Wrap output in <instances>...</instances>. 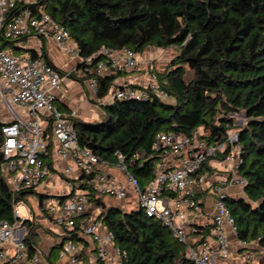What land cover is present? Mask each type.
Segmentation results:
<instances>
[{
  "label": "trees",
  "instance_id": "16d2710c",
  "mask_svg": "<svg viewBox=\"0 0 264 264\" xmlns=\"http://www.w3.org/2000/svg\"><path fill=\"white\" fill-rule=\"evenodd\" d=\"M38 6L69 30L81 57H92L94 65L103 58L99 54L103 48L129 47L138 54L149 47L178 50L164 71L150 68L169 100L154 93L145 100H115L102 107L104 117L99 121L75 118L79 145L90 148L108 165L116 164L119 152L145 189L153 179L155 160L150 156L159 133L190 136L202 130V137L223 143L230 129L239 130L242 163L238 173L248 180L244 189L248 200L230 196L226 203L236 220L238 239L264 248V0H39L31 5ZM9 42L2 40L1 48ZM41 50L47 58L45 48ZM188 70L193 72L190 80ZM123 72L96 75V97H107ZM241 113L245 124L237 125L235 115ZM2 127L0 120V221L14 223V204L35 190L13 192L5 174ZM222 158L220 154L216 160ZM94 178L90 174L77 183L70 179L73 192L85 191L99 208L98 219L127 252L123 264H190L187 246L160 219L139 207L124 210L109 205L105 195L97 192ZM204 194L200 192L199 197ZM39 196L41 205L49 197ZM23 226L28 229L24 241L32 258L39 248V225L27 218ZM202 228L201 241L212 233L211 226ZM85 237L79 228L66 229L55 248L62 249L67 241L85 242Z\"/></svg>",
  "mask_w": 264,
  "mask_h": 264
},
{
  "label": "built area",
  "instance_id": "2783aa9c",
  "mask_svg": "<svg viewBox=\"0 0 264 264\" xmlns=\"http://www.w3.org/2000/svg\"><path fill=\"white\" fill-rule=\"evenodd\" d=\"M38 1L0 0V104L8 115L2 117L0 113L4 135L2 150L7 160L5 174L13 192L36 190L48 178L54 177L43 158L49 145V134L41 120V112H46L51 121L52 137L57 141L55 153L67 162L64 174L79 172L77 178L81 181L94 174L99 194L120 201L129 200L131 205L137 202L148 216L160 219L173 237L187 246L190 264H220L230 259L236 264H264V248L259 247L260 251L256 252L253 248V245L257 246L256 242L238 239L236 220L226 203L230 197L229 184L245 189L248 183L247 178L238 173L242 163L239 130L230 129L223 143L202 137V130L190 136L175 131L159 133L153 144L154 154L150 156L155 160L153 179L142 189L122 154L117 153L116 164L108 165L90 148L79 145L73 127L77 111L65 113L55 104V90L62 87L66 76L42 51L34 57H19L1 48V43L8 40L16 42L17 46H25L32 38H54L68 55L81 58L84 71L92 75L91 86L95 93L96 75L136 69L141 63L139 54L129 47L103 48L99 52L103 58L94 65L92 57H81L79 46L62 23L54 20L42 6L31 7ZM149 79L143 88L128 84L114 89L109 95V103L121 99L145 100L152 93L169 100V95L159 89L157 74L151 72ZM18 108L26 113L22 114ZM220 154H223L220 162L224 175L218 174L219 170L211 165ZM104 165L114 167L123 177L109 172ZM211 188L215 196L212 215L214 244L208 238L200 240L205 213L199 193ZM41 210L63 229L79 228L84 236L92 238L100 264H123L127 252L116 244L114 234L98 219L99 208L90 202L85 191H72L65 201L46 198ZM13 213L16 217L14 223L0 221V264H40L39 253L30 258L24 237L17 236L27 219L21 217L18 203L14 204ZM229 231L236 235L241 251H233ZM82 249L80 242L67 241L59 257L68 264H83Z\"/></svg>",
  "mask_w": 264,
  "mask_h": 264
},
{
  "label": "crops",
  "instance_id": "0c3cea01",
  "mask_svg": "<svg viewBox=\"0 0 264 264\" xmlns=\"http://www.w3.org/2000/svg\"><path fill=\"white\" fill-rule=\"evenodd\" d=\"M31 1V0H25ZM33 43L35 49L32 51L35 53L40 51L42 48H45L47 58L51 61L61 72L66 76L64 79L63 85L61 88L55 90L57 95L56 106L65 113H70L72 111H77L78 116L77 119L89 121L91 122L95 115H101L104 113L103 106L110 102L109 94L107 97L103 99H98L96 97V93L94 92L91 86V78H87V73L84 71V68L81 67L80 60L81 58L72 57L68 55L56 42L54 38H32L27 40L26 44ZM17 45V44H16ZM16 47V46H15ZM42 51V50H41ZM140 57V65L136 69L126 70L124 71L115 81L116 85L112 89V91L118 87H123L128 84H137L140 87H144L150 81V68L151 63L142 62L145 58L142 57V54H139ZM148 59V57H146ZM153 68V67H152ZM84 81H81V80ZM79 84V85H78ZM78 87V88H77ZM86 101L89 102V106L86 104ZM95 106L101 110L99 112H95L91 107ZM19 112L22 114L26 113V110L18 108ZM0 113L2 117H7V112L3 105L0 104ZM41 120L43 121L44 126L47 129L49 134V150L43 154L45 156L44 160L47 164H49L52 173L54 175L53 178H48L44 185L40 188L42 194H46L48 198H56L61 199V197L67 196L69 197L72 191L74 190L73 182L77 183L79 177V172H75L71 175L64 174V168L67 165V162L61 160L57 157L55 153V149L57 147V141L53 139L51 134V121L50 117L46 112H41ZM211 165L215 166L217 173L224 175L223 165L219 160H213ZM106 166V165H104ZM102 166V167H104ZM109 172L115 174L120 177L116 172L115 168L111 166H106L105 168ZM60 178H65L69 181V186L60 187L58 184ZM51 179V180H50ZM70 179L73 182H70ZM50 188L55 189L56 191L50 192ZM213 188L208 191H202L204 194L203 198H201L205 217L203 219V226H211L212 233L207 235V238L213 244L215 243V235L212 224V215L214 213L213 203H214V194L212 192ZM228 192L230 196L235 198L244 197L245 191L240 186L229 184ZM33 221L36 225H39L37 229L38 233V241L39 248L38 253L41 258L40 264H68L67 262L60 259V252L62 249L55 248V245L62 242L63 235H65V229L58 226L54 219L50 218L47 214H42L39 216H33ZM43 226V227H42ZM28 229L25 226H22L18 232V238L24 237L27 235ZM229 239L233 243V251L237 252V250L241 251L237 245V237L236 235L229 231L228 232ZM85 242H80L82 245V261L83 264H100L97 260V255L95 251V243L90 237H85ZM254 251L259 252V246L253 245ZM220 264H236L235 260H225L221 261Z\"/></svg>",
  "mask_w": 264,
  "mask_h": 264
},
{
  "label": "rangeland",
  "instance_id": "374dc122",
  "mask_svg": "<svg viewBox=\"0 0 264 264\" xmlns=\"http://www.w3.org/2000/svg\"><path fill=\"white\" fill-rule=\"evenodd\" d=\"M38 8H40V6H38ZM4 49L10 51L16 56L26 58V57H32L34 53L32 50L35 49V47L33 43L26 44L25 46H17L16 42H12V43L9 42L8 45L4 47ZM177 52L178 50L176 48L165 50L161 48L149 47L142 53V57L145 58L142 62L151 63L152 66L150 65L149 68L153 67L156 71H164L167 68L170 61L173 59V57L177 54ZM36 53H39V51H37ZM146 57H148V59ZM192 77H193V72L191 70H188L186 79L190 80ZM86 104L88 105L89 102L86 101ZM91 108L97 113L99 112V110H101L100 107L99 109L95 106H92ZM103 117H104V113L99 116L95 115V117L92 119L91 122L99 121ZM235 118L237 119L236 121L237 125L245 124L246 118L244 114L241 113V114L235 115ZM115 172L120 176L119 178L123 177V174L121 172L117 170H115ZM58 184H60V187H65V186L70 185L69 181L66 180L65 178H60ZM49 190L50 192L56 191L55 189H52V188H50ZM35 192L28 194L25 200L19 202L18 206H19V210H20V214L22 218H28V219L33 220L34 213L35 215L39 214V216L44 214V212L41 210V200L39 196L42 193L41 189L38 188L35 190ZM132 195H135V194L132 193ZM244 198L248 200L247 196L245 195H244ZM62 199L65 201L68 199V197H63ZM105 200L109 203V205L116 204L122 207L124 210H131L133 208L138 207L137 202L133 203L132 205L128 204L129 200L120 201L110 196H105Z\"/></svg>",
  "mask_w": 264,
  "mask_h": 264
},
{
  "label": "water",
  "instance_id": "95a60500",
  "mask_svg": "<svg viewBox=\"0 0 264 264\" xmlns=\"http://www.w3.org/2000/svg\"><path fill=\"white\" fill-rule=\"evenodd\" d=\"M64 197H67V196H64Z\"/></svg>",
  "mask_w": 264,
  "mask_h": 264
}]
</instances>
